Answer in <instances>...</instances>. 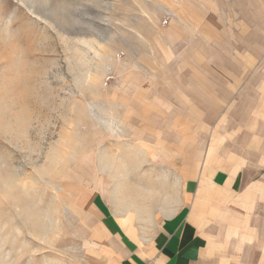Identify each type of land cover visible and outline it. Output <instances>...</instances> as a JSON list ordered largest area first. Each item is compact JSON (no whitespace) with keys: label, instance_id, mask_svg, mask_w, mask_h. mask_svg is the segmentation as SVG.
<instances>
[{"label":"crops","instance_id":"crops-1","mask_svg":"<svg viewBox=\"0 0 264 264\" xmlns=\"http://www.w3.org/2000/svg\"><path fill=\"white\" fill-rule=\"evenodd\" d=\"M154 38L110 81L120 138L76 205L87 250L94 264H264V0H165Z\"/></svg>","mask_w":264,"mask_h":264},{"label":"rangeland","instance_id":"rangeland-1","mask_svg":"<svg viewBox=\"0 0 264 264\" xmlns=\"http://www.w3.org/2000/svg\"><path fill=\"white\" fill-rule=\"evenodd\" d=\"M163 1L0 0V264H94L76 205L109 174L110 81Z\"/></svg>","mask_w":264,"mask_h":264},{"label":"built area","instance_id":"built-area-1","mask_svg":"<svg viewBox=\"0 0 264 264\" xmlns=\"http://www.w3.org/2000/svg\"><path fill=\"white\" fill-rule=\"evenodd\" d=\"M167 22V20H165V23Z\"/></svg>","mask_w":264,"mask_h":264}]
</instances>
